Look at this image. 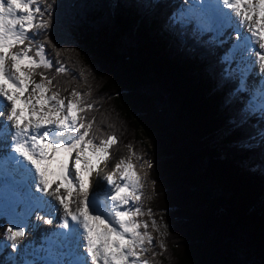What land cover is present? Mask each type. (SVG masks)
<instances>
[{
	"label": "trees",
	"instance_id": "obj_1",
	"mask_svg": "<svg viewBox=\"0 0 264 264\" xmlns=\"http://www.w3.org/2000/svg\"><path fill=\"white\" fill-rule=\"evenodd\" d=\"M179 1L47 0L50 26L34 39L54 67L37 71L62 97L87 94L96 142L118 138L111 157L123 147L146 160L137 219L154 237L151 264H264V117L235 90L229 47L174 21ZM0 264L13 263L0 253Z\"/></svg>",
	"mask_w": 264,
	"mask_h": 264
},
{
	"label": "snow or ice",
	"instance_id": "obj_2",
	"mask_svg": "<svg viewBox=\"0 0 264 264\" xmlns=\"http://www.w3.org/2000/svg\"><path fill=\"white\" fill-rule=\"evenodd\" d=\"M46 2L0 0V117H6L0 120V141L10 149L4 159L16 171L31 177L29 195L37 219L52 224L59 211L46 197L62 208L58 228L72 257L68 264H151L147 254L155 247L154 237L148 231L149 223L137 219L144 215L143 209L132 206L143 195L141 179L131 170L134 166L121 159L105 177V189L93 190L92 173L111 158L118 138L108 135L97 143L92 131L95 118L88 120L84 115L94 110V105L85 100L87 94L73 89L69 98L62 97L54 84L55 77L37 71L54 67L44 44L34 39L50 26L43 19L47 8L40 6ZM201 11L218 26L232 29L235 47L255 56V63L264 73V0H207ZM256 44L259 50H255ZM57 63L56 74H66L63 63ZM36 74L41 76L39 83L34 79ZM258 96L264 110V89ZM128 147L131 150V145ZM133 155L141 159L135 152ZM117 171L119 182L114 179ZM39 212H45L46 217ZM148 215H152L150 209ZM151 227L158 231L154 220ZM25 234L24 227L10 226L5 238L15 249L16 241ZM160 247L164 250L163 243ZM155 255L153 251V258Z\"/></svg>",
	"mask_w": 264,
	"mask_h": 264
},
{
	"label": "rangeland",
	"instance_id": "obj_3",
	"mask_svg": "<svg viewBox=\"0 0 264 264\" xmlns=\"http://www.w3.org/2000/svg\"><path fill=\"white\" fill-rule=\"evenodd\" d=\"M194 0H180L179 1V7L181 9V12H178L175 16V21L184 24V22H190V19L186 17L189 12H192L191 6L193 5ZM6 3V0H4ZM193 23L195 26V29L200 33H210L211 34V40L212 41H219L226 43L227 45H232V48L228 52V60H231V57L236 53L237 49L235 47L236 45V36L235 34L232 35V37H226L224 39V33L229 30H225L222 25L218 26V22H213L210 18V16L206 13H198L195 17H193ZM192 20V19H191ZM234 33V32H233ZM246 34V33H245ZM259 46V44H256ZM256 49V47H255ZM254 57L248 56L245 54V50L242 49L240 54L235 57L236 62L238 65L234 66L231 71L236 76V83L237 87L240 90H243L246 92V95L251 94V86H253L256 90L258 87H256V82H254L251 79V76L249 75L247 78L244 75L247 68H252L251 75L256 74L254 71L257 70V72H260L259 70V64L257 63L254 67L252 60L254 61ZM246 60L249 61L246 62ZM246 62V63H245ZM252 64V65H250ZM9 67H11V63L9 62ZM246 78V79H245ZM41 80L38 79L36 82H40ZM246 82V83H245ZM243 84V87H240V85ZM31 85L29 86V91H31ZM28 96V93H25V97ZM5 103H7L5 101ZM248 107L250 109L254 108H260V103L254 102L250 100L248 102ZM10 107V105H9ZM23 107V106H21ZM260 111L264 113V110L260 108ZM0 120H6V117H0ZM6 147L3 146V142L0 141V153L5 152ZM120 158V159H119ZM123 159L126 163H131V157L128 153V151L120 147L117 152H115L114 156L106 161L99 164L98 171L93 172L91 176V182L93 185V190L95 191H102L105 189L107 181L105 177L108 175L106 174L113 172L115 165ZM134 167L131 169L134 171L141 179V182L143 184V195L142 198L145 202L149 201L151 194H150V182L149 178L146 174V164L144 163V166H142V169L140 168L139 164H132ZM7 175V174H5ZM5 175L0 176V220L6 222L9 227H24L25 228V236L18 239L16 241V249L12 247V242L5 239L4 243L1 244V250L0 252L8 255V259L13 260L16 264H21L24 261H27V259L31 260V263L35 262L37 260V255L39 250L43 247V237L45 235H50L49 230L54 231L56 225L59 224V217L63 214V210L59 208L58 203L51 197H46L45 199H49L52 201L54 205L59 209L58 212L55 213L53 223L52 224H44L42 220L37 219V213L34 215H31L33 212V201L29 195V184L31 183V178L28 181H24L20 183L19 179H15L12 181L5 180ZM72 175L75 176V172L73 169ZM119 176L120 172L117 171L116 175L114 176V179L119 182ZM19 181V182H18ZM58 183V181H57ZM56 184L54 183L52 185L53 188H55ZM33 188V192H34ZM63 192V189H61ZM36 195H40L39 193H36ZM139 203L133 202L132 206L137 207ZM76 205H72L73 208H75ZM40 216L46 217V213L42 212L39 214ZM35 226V227H34ZM49 228L47 231L46 229ZM44 229V230H43ZM44 231V232H43Z\"/></svg>",
	"mask_w": 264,
	"mask_h": 264
},
{
	"label": "bare ground",
	"instance_id": "obj_4",
	"mask_svg": "<svg viewBox=\"0 0 264 264\" xmlns=\"http://www.w3.org/2000/svg\"><path fill=\"white\" fill-rule=\"evenodd\" d=\"M206 2H207V0H206L204 3H206ZM204 3H203V4H204ZM193 4L196 5V0L193 1ZM203 4H202V5H203ZM196 7H197V6H196ZM198 9L201 10V6H198ZM200 13H201V12H200ZM255 46H256V45H255ZM247 62H248V64H249V61H247ZM252 63H253V65H254V67H255V61L252 60ZM250 65H252V64H250ZM249 70H250L249 75L251 76V79L253 80V77H254L255 75H257V74L254 73V74L251 75V70H252V68L250 67ZM254 71H255V69H254ZM255 72H256V71H255ZM245 83H246V82H245ZM252 98L259 99L258 92H256V91L253 90ZM4 103H5V102H4ZM5 104H6V103H5ZM21 106H22V105H18V107H21ZM2 119H3V117H2ZM119 159H120V158H119ZM29 167H30V166H29ZM16 174L18 175V173H16ZM106 174H109V173L107 172ZM4 175H5V174H4ZM26 178H28V177L26 176ZM30 178H31V177H30ZM21 181H22V180H21ZM21 181H20V182H21ZM99 191H100V190H99ZM32 205H33V204H32ZM61 209H62V208H61ZM35 213H36V211H33V212H32V215H34ZM61 216H62V215H61ZM61 216H60V217H61ZM60 217H59V219H60ZM58 221H59V224H60L61 221H60V220H58ZM59 224H58V225H59ZM57 227H58V226H57ZM48 229H49V228H47L46 231H47ZM43 230H44V229H43ZM51 231H52V230H49L50 235L52 234ZM43 232H44V231H43ZM44 237H45V236H44ZM46 240H47V238L43 239V242H45Z\"/></svg>",
	"mask_w": 264,
	"mask_h": 264
}]
</instances>
